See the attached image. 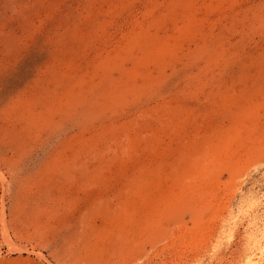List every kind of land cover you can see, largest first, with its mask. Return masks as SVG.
<instances>
[{"label":"rangeland","instance_id":"1","mask_svg":"<svg viewBox=\"0 0 264 264\" xmlns=\"http://www.w3.org/2000/svg\"><path fill=\"white\" fill-rule=\"evenodd\" d=\"M255 221L264 0H0V264H242Z\"/></svg>","mask_w":264,"mask_h":264},{"label":"bare ground","instance_id":"2","mask_svg":"<svg viewBox=\"0 0 264 264\" xmlns=\"http://www.w3.org/2000/svg\"><path fill=\"white\" fill-rule=\"evenodd\" d=\"M251 228L252 230H250L248 237V244L251 245L250 250L244 254L241 263L264 264V228H259L256 221L254 223L251 222L248 230Z\"/></svg>","mask_w":264,"mask_h":264}]
</instances>
